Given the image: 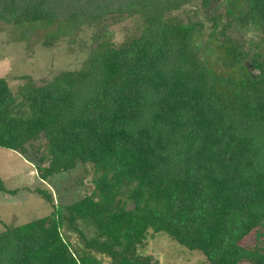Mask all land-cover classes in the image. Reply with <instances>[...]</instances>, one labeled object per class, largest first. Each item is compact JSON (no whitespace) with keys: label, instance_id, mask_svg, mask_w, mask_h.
<instances>
[{"label":"trees","instance_id":"16d2710c","mask_svg":"<svg viewBox=\"0 0 264 264\" xmlns=\"http://www.w3.org/2000/svg\"><path fill=\"white\" fill-rule=\"evenodd\" d=\"M195 1L205 20L171 15ZM128 17L136 33L104 39ZM0 21L44 46L101 30L79 69L14 93L0 78V148L30 149L44 182L92 170L71 204L35 190L52 211L0 231V264H158L137 252L148 231L205 264H264V0H0Z\"/></svg>","mask_w":264,"mask_h":264},{"label":"rangeland","instance_id":"374dc122","mask_svg":"<svg viewBox=\"0 0 264 264\" xmlns=\"http://www.w3.org/2000/svg\"><path fill=\"white\" fill-rule=\"evenodd\" d=\"M197 3L195 1L194 4H189L171 15L182 21L188 18L205 20ZM108 23V35L104 39L117 45L138 30L133 17L109 20ZM207 25L208 23L206 28ZM31 29L25 30L24 33L15 29L12 24L0 21V78L6 80L12 93L17 92L26 82L25 77L41 83L50 81L61 71L79 69L93 46L94 34L101 33L99 28L87 25L59 38L51 46H44L36 41L41 32L34 26ZM19 35L27 36L29 43L17 40ZM245 36L253 37L255 32L248 31ZM207 58L212 59L210 56ZM211 62L216 64L212 60ZM34 163L36 160L30 149L26 156H22L0 148V180L4 189L14 191L13 194L0 191V231L6 225L18 226L51 213L52 205L38 196L36 189L49 192L53 205H68L84 195L91 194L92 170L89 166L78 163L73 169L54 174L44 182L38 179ZM69 237L73 244H77L78 239L74 234ZM256 242V233L251 232L240 244L253 246ZM259 245L264 247V236L259 240ZM137 252L151 256L158 264H205V257L200 251L187 250L162 232L148 231ZM99 258L104 263H109L108 259ZM239 264L250 263L244 261Z\"/></svg>","mask_w":264,"mask_h":264}]
</instances>
